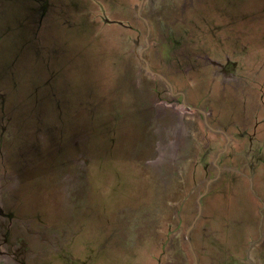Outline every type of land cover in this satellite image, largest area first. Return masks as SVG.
<instances>
[{
    "label": "rangeland",
    "instance_id": "rangeland-1",
    "mask_svg": "<svg viewBox=\"0 0 264 264\" xmlns=\"http://www.w3.org/2000/svg\"><path fill=\"white\" fill-rule=\"evenodd\" d=\"M0 264H264V0H0Z\"/></svg>",
    "mask_w": 264,
    "mask_h": 264
},
{
    "label": "flooded vegetation",
    "instance_id": "flooded-vegetation-1",
    "mask_svg": "<svg viewBox=\"0 0 264 264\" xmlns=\"http://www.w3.org/2000/svg\"><path fill=\"white\" fill-rule=\"evenodd\" d=\"M141 10V9H140Z\"/></svg>",
    "mask_w": 264,
    "mask_h": 264
},
{
    "label": "water",
    "instance_id": "water-1",
    "mask_svg": "<svg viewBox=\"0 0 264 264\" xmlns=\"http://www.w3.org/2000/svg\"><path fill=\"white\" fill-rule=\"evenodd\" d=\"M141 11V10H140Z\"/></svg>",
    "mask_w": 264,
    "mask_h": 264
}]
</instances>
